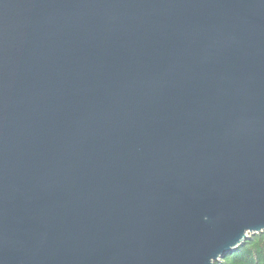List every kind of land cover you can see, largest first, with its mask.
<instances>
[{
	"label": "water",
	"instance_id": "95a60500",
	"mask_svg": "<svg viewBox=\"0 0 264 264\" xmlns=\"http://www.w3.org/2000/svg\"><path fill=\"white\" fill-rule=\"evenodd\" d=\"M264 232V0H0V264H216Z\"/></svg>",
	"mask_w": 264,
	"mask_h": 264
},
{
	"label": "trees",
	"instance_id": "16d2710c",
	"mask_svg": "<svg viewBox=\"0 0 264 264\" xmlns=\"http://www.w3.org/2000/svg\"><path fill=\"white\" fill-rule=\"evenodd\" d=\"M216 264H264V232L251 235L242 246Z\"/></svg>",
	"mask_w": 264,
	"mask_h": 264
}]
</instances>
